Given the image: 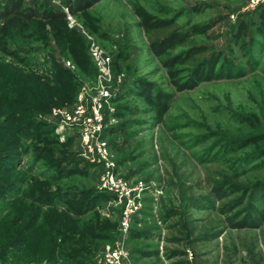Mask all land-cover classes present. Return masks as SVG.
Listing matches in <instances>:
<instances>
[{"label":"rangeland","instance_id":"1","mask_svg":"<svg viewBox=\"0 0 264 264\" xmlns=\"http://www.w3.org/2000/svg\"><path fill=\"white\" fill-rule=\"evenodd\" d=\"M38 1L68 14L66 0ZM94 1L77 16H66L70 32L37 22L28 37L9 39L17 57L0 52V264H98L106 248L116 246L130 264H151L154 258L143 251H158L157 264H178L177 257L165 255L175 246L167 224L181 217L190 196L207 194L210 202L201 200L187 209L194 224L212 222L210 232L217 233L200 244L199 259L264 264V187L257 190L261 197L254 195L255 185H264V39L253 31L264 2L252 8L250 0ZM140 13L174 19L180 30L192 33L194 43L229 57L246 74L175 91L148 48ZM240 22L248 24V34L235 43ZM87 35L111 58L112 77L106 82L111 96L100 133L110 169L85 151L77 123L52 114L53 108L71 113L80 95L89 104L95 94L98 70ZM249 56L258 63L253 71ZM120 73L124 77L118 82ZM138 78L173 95L161 118L140 96L122 97ZM132 107L137 114L130 112ZM24 119L43 123L51 139L18 135ZM108 170L135 189L140 203L126 234L120 230L125 202L102 187ZM64 171L67 175L59 178ZM213 186L226 193L223 200L214 201ZM32 195H45L47 203L33 201ZM252 202L260 216L250 210ZM223 203L239 205L222 213ZM87 206V213H77ZM171 209L180 214L163 218ZM246 217L259 225L233 227ZM131 231L138 235L131 237ZM79 251L74 258L68 255Z\"/></svg>","mask_w":264,"mask_h":264},{"label":"trees","instance_id":"2","mask_svg":"<svg viewBox=\"0 0 264 264\" xmlns=\"http://www.w3.org/2000/svg\"><path fill=\"white\" fill-rule=\"evenodd\" d=\"M95 3L94 0H66L65 5L68 14L77 16L78 13L90 8ZM62 9L50 4L44 3L38 0H0V52L10 57H17L15 49L9 48V39L18 35L22 38L29 36V30L32 25L37 22H51L56 24L60 31L70 32L71 30L66 27V16L68 15ZM140 26L144 30L148 48L151 53L159 60L162 67L166 69L168 76L170 77L171 85L175 91L183 92L192 90L198 85L206 82H212L215 80L229 79L242 77L246 74L245 67L238 65L234 60H231L227 56H223L222 53L211 51L206 45L196 44L191 39L192 33L189 31H182L176 25L174 19H159L150 15L140 13ZM254 22H251V24ZM254 33L264 39V7L260 5L258 7L257 21L254 24ZM248 34V24L240 22L236 32L234 33V41L238 43L239 40L244 39ZM250 45L254 44L255 38H251ZM243 45V44H242ZM28 52V50L18 49L19 52ZM124 59V58H123ZM25 58L20 57L18 54V61L23 62ZM126 58L124 59V61ZM123 61V60H122ZM248 67L251 71L257 67V60L251 56L247 59ZM264 72V69H263ZM138 95L146 103L153 106L158 118H161L170 108L172 94L162 93L154 83L145 79H134L132 86L122 94L125 98L128 95ZM121 97V98H122ZM132 114L138 113L137 107H132ZM51 130L44 126L43 123H35L28 119L21 120L18 123L16 133L26 139H38L39 137L51 139L49 135ZM40 148H35V153H40ZM66 172H61L59 178L66 176ZM264 187V185H255L254 195L261 197L257 190ZM216 200H223L226 193L218 186H213L210 192ZM254 197V196H253ZM45 195L31 196L30 199L44 205L47 203ZM205 200L211 201L208 196H201L194 198L190 196L184 207L181 217L169 221L167 224L169 229V240L174 243L175 246L166 249L165 255L169 258L177 257L178 264H192L188 260L189 249L192 253V259L195 264H206L205 261L200 260L196 253L200 244L207 242L216 236V232H210V226L208 225L194 224L193 219L188 213L189 205H197L198 201ZM264 200V199H263ZM212 200V203L214 202ZM235 206L223 203L219 210L222 213H228ZM89 207L79 208L78 214L82 215L89 211ZM250 210L257 215H261L260 211L254 206L253 202L250 205ZM180 213L176 209L167 211L163 218L176 217ZM162 218V219H163ZM260 222L252 221V218H243L239 222L233 223L235 228H243L250 226H257ZM130 236L134 237L138 234L134 231L130 232ZM80 254L76 252L68 253L69 257H76ZM143 256H152L154 260L151 264H157L159 261L158 251L153 252H140ZM140 257L135 260L139 261ZM256 264H259L256 263Z\"/></svg>","mask_w":264,"mask_h":264},{"label":"built area","instance_id":"3","mask_svg":"<svg viewBox=\"0 0 264 264\" xmlns=\"http://www.w3.org/2000/svg\"><path fill=\"white\" fill-rule=\"evenodd\" d=\"M264 0H250V6H259ZM67 11V9H66ZM88 38L89 55L94 61L98 70V80L96 84L95 94L90 98L89 104L83 103L84 96L80 95L79 104L76 109L71 112H65L60 109L53 108L54 116H61L64 123H77L80 128V134L83 141L85 151L92 155V159H97L106 168L110 169L112 165L108 160L107 143L100 138V133L103 130V109L105 103L109 100L111 94L106 82H109L112 77L111 58L105 54L98 43L90 36ZM124 74L120 73L117 76V81L120 82ZM104 188L113 192L119 200H123L124 208L121 214L120 230L126 234L129 229L132 214L138 211L140 203L135 198L133 192L135 189L128 186L127 182L117 178L111 171H106L103 176ZM98 264H130L124 251L116 247H107L103 259Z\"/></svg>","mask_w":264,"mask_h":264}]
</instances>
